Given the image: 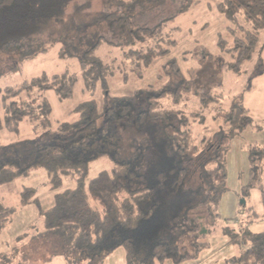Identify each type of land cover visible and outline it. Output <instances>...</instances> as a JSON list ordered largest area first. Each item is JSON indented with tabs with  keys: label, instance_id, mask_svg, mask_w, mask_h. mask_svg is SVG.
<instances>
[{
	"label": "trees",
	"instance_id": "16d2710c",
	"mask_svg": "<svg viewBox=\"0 0 264 264\" xmlns=\"http://www.w3.org/2000/svg\"><path fill=\"white\" fill-rule=\"evenodd\" d=\"M199 1L180 0L177 12L185 13ZM158 2L101 0L102 10L91 12L90 0H0V76L18 71L21 53L42 44L38 36L56 25V30L47 33L50 44L60 45L59 56L78 60L82 90L92 96L69 112L77 114V119L54 127L51 105L40 94L54 91L59 100L71 98L76 74L42 73L20 87L1 89L0 129L18 134L20 124L25 123L35 128V137L0 145V186L26 175L31 168L46 172L55 193L48 207L39 206L43 225L30 235L34 243L42 240L46 258L61 255L70 264H103L122 246L126 264H164L170 259L174 264H186L195 257L182 239L190 240L199 250L207 245L212 229L224 225L223 234L239 251L222 264H264V229L253 232L249 228L259 218L254 208L243 204L236 220H231L236 225L228 224L218 213L220 199L228 190L230 141L254 123L243 103L234 101L228 108L218 109L213 115L219 121L216 132L198 139L187 128L189 117L161 107L160 99L170 97L176 104L183 93H194L200 108L206 109L216 101V95L212 88L198 89L195 79L184 77L175 60L169 80L160 89L135 91L121 99L108 95V79L119 67L114 61H102L96 50L104 42L127 47L159 34L161 24L150 28L134 21L140 8ZM214 7L228 20L227 37L218 33V53L207 52L202 58L208 63L219 60V69L238 73L256 57V71L261 74L264 0H219ZM168 45L148 46L125 56L136 60L141 75L156 58L167 56L176 41ZM168 67L164 68L168 71ZM172 74L179 78L174 87ZM99 84L104 97L102 112L93 98ZM190 114L194 119L203 118V112ZM152 139L161 143V155L160 146ZM101 155L110 156L113 166L90 176V162ZM247 156L249 180L241 186L240 196L258 187L264 217V144L247 145ZM196 171L197 180L193 177ZM190 178L193 181L188 184ZM32 192L28 188L22 192L21 205L30 202L28 194ZM15 209L0 200V231ZM180 248L184 251L176 257ZM12 249L0 256V263L10 264L18 253L23 262L30 260L19 247Z\"/></svg>",
	"mask_w": 264,
	"mask_h": 264
},
{
	"label": "rangeland",
	"instance_id": "374dc122",
	"mask_svg": "<svg viewBox=\"0 0 264 264\" xmlns=\"http://www.w3.org/2000/svg\"><path fill=\"white\" fill-rule=\"evenodd\" d=\"M90 1L91 12L102 10L101 0ZM179 1L159 0L158 3L149 6L145 5L140 8L141 10L137 12L138 16H134V21L139 26L152 28L157 24H161V30L155 37H145L143 40L138 39L133 45L127 47L104 42L96 50V55L102 61H114L119 67V70L108 79V95L110 99L128 97L135 91L140 90L160 89L169 80L171 62L175 60L184 77L190 78V74L196 71L194 79L198 89L202 91L212 88L213 95H216V101L206 109L200 108L201 105L194 93H183L181 102L176 104L172 102L170 97L160 99L159 104L161 107L173 108L179 112V116L189 117L187 119L189 121L187 128L192 130L191 134L198 139L213 136L217 130L216 127L219 126V121H215L213 115L218 109L228 108L234 101H241L247 106L251 119L256 124L264 126V70L261 74H257V58L254 57L252 61L246 62L238 73L228 69H219V60H215L214 63H208L202 58L207 52L218 53L219 50L216 46L218 33L227 37L228 20L214 7L219 0H201L197 5L182 14L177 12L180 5ZM57 28L58 26L51 25L47 32L38 36L39 41H44L42 44L29 47L28 50L21 53V68L18 71L5 73L0 76L1 90L6 86L20 87L30 78L42 73L51 74L68 71L76 74L77 81L71 98L59 100L54 91L40 94L51 105V123L54 127L58 122L77 119V114H70L69 112L78 103L92 97L90 92L82 90L83 85L78 60L74 57L59 56L60 45L56 42L50 44L47 33L53 32ZM171 40L176 41V45L170 48V53L167 56L156 58L148 68L142 69L141 75L137 74L139 69L136 60L125 56L126 52L143 50L148 46L166 48ZM41 47H45V51L39 52L38 50ZM223 57L227 58L225 55ZM200 58H202V61ZM261 63L264 65V54L261 56ZM165 66H169L168 71L164 68ZM178 81L179 78L172 74L171 87H174ZM93 98L100 107L99 111L102 112L104 97L100 84L97 85ZM190 112H203L202 120L192 118ZM1 116L2 109L0 108ZM252 126L257 128L254 124ZM34 130L33 126L25 123L20 124L18 134L1 129L0 145L33 139L35 137ZM254 133L256 135L255 142L259 143L260 137L262 138L263 136H261L259 131ZM153 142L160 146L161 155V143ZM245 164L241 161L231 160L227 177L229 186L238 183V181H240L241 185H245L248 182L249 164L247 167ZM89 166L90 176H93L100 169H110L113 166V160L108 155H101L99 158L93 159ZM193 174H195L193 176L194 179L197 180L198 172L196 171ZM192 181L193 179L190 178L187 183L191 184ZM262 183L264 187V173L262 175ZM64 185L63 188L66 186ZM72 185L73 183L70 186ZM27 188L33 191L28 194L30 195V202L20 206L21 194ZM54 193L55 191L51 189L49 178L42 168H31L26 175H21L13 182L0 186V200L5 205L17 207L11 219L0 231V252H12V248L19 247L23 250L24 256L30 258L27 262H23L20 254V256L17 255L15 258L11 257L10 264H18L21 261L23 262L22 264H66L64 257L61 255H55L60 258L58 262L52 260L55 256L44 257L46 253L42 240L40 239L34 243L30 238V235L36 233L41 227L39 206L41 208L44 207L47 201L52 199ZM241 199L244 200V205L252 206L259 216L262 214L261 190L258 187L251 188L245 197L238 199V203L243 206ZM260 219L259 217L258 221L249 226L251 231L259 232L264 229V219L261 221ZM24 233L26 235L23 239H19L18 236ZM207 240V245L197 250L190 244L192 243L190 240L182 239V244H185L189 253L195 257V260L186 264H194L195 262H199L198 264H222L225 259L236 255L239 251L238 245L229 243L228 236L223 234L218 229V226L212 229ZM180 249L176 252V257L178 254L180 255V251H184L182 248ZM108 260L109 264H125L123 257L115 259L114 263L111 262V258ZM2 261L4 264V260ZM164 264L174 263L170 259Z\"/></svg>",
	"mask_w": 264,
	"mask_h": 264
},
{
	"label": "crops",
	"instance_id": "0c3cea01",
	"mask_svg": "<svg viewBox=\"0 0 264 264\" xmlns=\"http://www.w3.org/2000/svg\"><path fill=\"white\" fill-rule=\"evenodd\" d=\"M264 54V48L261 51V56ZM201 60V58H200ZM196 73V71H193L190 74V78H194V74ZM183 74V73H182ZM168 81V80H167ZM166 81V82H167ZM165 82V83H166ZM244 105V104H243ZM245 109L247 111L248 114V108L247 106H245ZM249 115V114H248ZM250 117V116H249ZM255 123V122H254ZM253 123V124H254ZM217 126V125H216ZM254 126H256L257 128L253 127L252 125L247 126L243 132L237 136L234 137L231 141H230V147L229 150L227 152L226 155V163H227V177H228V173H229V165H231V160H236V161H241L243 163H246V167L248 166V156H247V145H255V146H262L264 144V126L258 125V124H254ZM217 128V127H216ZM1 130V129H0ZM6 130V129H5ZM261 134V136H263L262 138L260 137V141L255 142V133L254 132H258ZM250 139H249V138ZM249 139V141H248ZM258 143V144H257ZM245 147H246V151H245ZM245 158V160H244ZM18 178V177H17ZM16 180V179H15ZM226 186H227V191L222 195L220 202H219V207H218V213L220 215V218L222 220H224L225 222H227L230 225H236V223H231V220H236L237 216L239 215V213H241L242 211V206L241 204L238 203V199L241 197L240 196V192H241V183L240 181H238V183L236 184H232V186H229L228 184V178H226ZM226 195V196H225ZM52 200V199H50ZM50 200L47 201V204L44 205L43 208H46L50 205ZM19 204H20V200H19ZM47 205V206H46ZM20 206H22L20 204ZM15 207V206H14ZM17 209V207H15ZM15 209V210H16ZM39 211V210H38ZM263 213V212H262ZM258 214V213H257ZM40 215V214H39ZM259 215V214H258ZM12 217V216H11ZM261 219H264V217H262V214L259 216ZM259 218L256 220L258 221ZM40 223H41V227L43 225L42 223V217L40 216ZM255 221V222H256ZM224 222V223H225ZM254 223V222H253ZM226 224V223H225ZM221 230V228H218ZM222 231V230H221ZM10 253V252H7ZM3 255V252H0V256ZM18 255L20 256V254L18 253ZM17 255H14L13 258H15ZM120 257H123L124 262L126 264V252L124 250V248L122 246L117 247L115 250H113V252H111L104 260V263L109 264V260L111 258V262L114 263L115 259H119ZM66 264H70L66 258L64 257ZM54 262H58L60 261V258L55 256L53 257ZM199 262H195L194 264H198Z\"/></svg>",
	"mask_w": 264,
	"mask_h": 264
},
{
	"label": "water",
	"instance_id": "95a60500",
	"mask_svg": "<svg viewBox=\"0 0 264 264\" xmlns=\"http://www.w3.org/2000/svg\"><path fill=\"white\" fill-rule=\"evenodd\" d=\"M241 203L244 204V200L243 199H241Z\"/></svg>",
	"mask_w": 264,
	"mask_h": 264
}]
</instances>
